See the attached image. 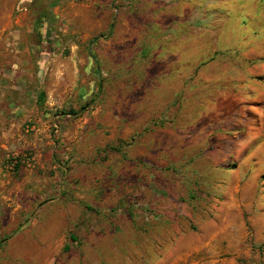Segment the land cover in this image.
<instances>
[{"label": "rangeland", "instance_id": "374dc122", "mask_svg": "<svg viewBox=\"0 0 264 264\" xmlns=\"http://www.w3.org/2000/svg\"><path fill=\"white\" fill-rule=\"evenodd\" d=\"M0 29V264H264V0H0Z\"/></svg>", "mask_w": 264, "mask_h": 264}, {"label": "crops", "instance_id": "0c3cea01", "mask_svg": "<svg viewBox=\"0 0 264 264\" xmlns=\"http://www.w3.org/2000/svg\"><path fill=\"white\" fill-rule=\"evenodd\" d=\"M1 32L2 30L0 29V33ZM1 41L0 37V197H2L5 191L9 192L13 189V184H11L12 178L10 177L7 169L4 167V162L8 156V148L12 145L14 136L17 134L16 132L12 133L11 128L8 127L7 129H4L3 127L4 119H6L7 122H10V120H7L9 118V114L15 113V111H10V107L4 108L3 104V94H7L8 92L3 90V56L1 52ZM17 136L20 138L19 134H17Z\"/></svg>", "mask_w": 264, "mask_h": 264}]
</instances>
